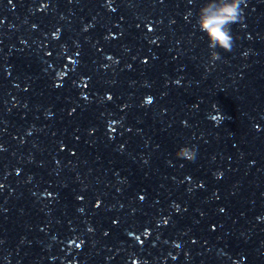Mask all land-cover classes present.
Listing matches in <instances>:
<instances>
[{"label":"clouds","instance_id":"obj_1","mask_svg":"<svg viewBox=\"0 0 264 264\" xmlns=\"http://www.w3.org/2000/svg\"><path fill=\"white\" fill-rule=\"evenodd\" d=\"M243 0H208L206 4L200 7L197 13V26L200 32L204 33L208 40L210 50L209 63L213 64L221 59L217 49L230 52L233 47V35L231 26L241 22ZM220 119V117H216ZM178 159L194 161L196 158V149L187 145L181 146L175 153Z\"/></svg>","mask_w":264,"mask_h":264}]
</instances>
